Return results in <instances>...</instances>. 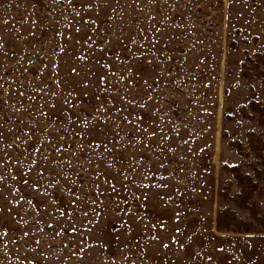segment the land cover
Wrapping results in <instances>:
<instances>
[{
  "label": "rangeland",
  "instance_id": "374dc122",
  "mask_svg": "<svg viewBox=\"0 0 264 264\" xmlns=\"http://www.w3.org/2000/svg\"><path fill=\"white\" fill-rule=\"evenodd\" d=\"M260 106L264 0H0V264H264Z\"/></svg>",
  "mask_w": 264,
  "mask_h": 264
},
{
  "label": "trees",
  "instance_id": "16d2710c",
  "mask_svg": "<svg viewBox=\"0 0 264 264\" xmlns=\"http://www.w3.org/2000/svg\"><path fill=\"white\" fill-rule=\"evenodd\" d=\"M260 117L262 120H264V106H260ZM230 145H233L232 142H230ZM225 167V166H224ZM230 170V172L238 174L240 173L239 167L237 165H230L226 166ZM243 183V182H242ZM253 204L254 208L258 207ZM241 205V204H240ZM251 213L253 216L257 217V212L251 210ZM228 216H230L228 214ZM226 214L222 213V211H219L216 221V228L218 230H221V228H224L223 230L227 231L228 233H234V232H240V233H258L256 229H252V225L244 220H239L237 216L233 215L231 217H228ZM263 218V217H262ZM262 218L259 216L257 219L260 221Z\"/></svg>",
  "mask_w": 264,
  "mask_h": 264
},
{
  "label": "snow or ice",
  "instance_id": "6c2138e0",
  "mask_svg": "<svg viewBox=\"0 0 264 264\" xmlns=\"http://www.w3.org/2000/svg\"><path fill=\"white\" fill-rule=\"evenodd\" d=\"M73 71H75V69H73ZM25 183H27V181H25ZM114 187V186H113Z\"/></svg>",
  "mask_w": 264,
  "mask_h": 264
}]
</instances>
